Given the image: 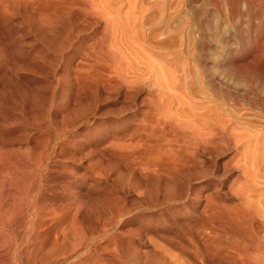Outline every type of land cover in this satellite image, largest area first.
<instances>
[{"label": "rangeland", "instance_id": "374dc122", "mask_svg": "<svg viewBox=\"0 0 264 264\" xmlns=\"http://www.w3.org/2000/svg\"><path fill=\"white\" fill-rule=\"evenodd\" d=\"M116 2L117 6L121 9L119 23L124 27V36L128 41L130 40L129 42L133 47L143 49V53L144 51L146 52L144 53L145 55H143L157 66L159 69L158 76L162 75L154 79L157 82L161 81L160 84L157 83V85L159 84L161 86H159V90L161 91L155 88L157 93H155L154 96L157 95L158 101H161V104L163 100L164 105L159 103L161 109L163 108L162 110L167 115L171 114L169 115L170 117H174L172 125L179 122V125H176L179 129L175 127V130L167 134L168 136L165 134L163 137L167 136L165 138L170 139L176 138L178 142V139L181 140L184 138L182 136L184 135L183 132L189 131L188 127L191 126L194 128L198 126L196 130L200 127L197 133L201 132V134H198L209 137L211 134H208V129L213 130L220 126H225V138L220 136L216 137L215 135V138L210 137V140L214 139V141L211 140L213 142L207 147V151H199L196 153V155H194L196 156V160L193 158L191 162L187 160L189 159L190 161L192 158L185 159L183 162L184 164H182L183 166L180 165L177 169L179 172H175V175L179 173L178 176L173 175V177L169 175L170 173L174 174L173 171H176V168H172V166L170 169L171 171H165V169L170 168L167 166L161 173H158L159 176H155L157 173L149 174L143 170L145 160L143 158L146 155H143V161L140 159L143 163L139 161L140 156L147 153L144 146L136 151V153H139L141 150L140 153L144 152L142 154L139 153L138 155L140 156H135V152L131 151V155L133 156L135 154V157H133L137 158L135 161L134 158L130 157L131 155L128 156V159L126 158L127 155L125 154H127V151H124L125 154L123 155V152L121 151V153L118 148H115L112 144V141L114 142L116 140L113 138H122V136L125 138L128 132L130 133L131 130L135 128L138 121L143 117L142 115L145 114L144 111L150 109L151 105L147 99H152V97L149 94L146 95L148 91L143 90L140 94L138 93V95H136L137 97L135 96L134 98V104H128L129 107L132 106L127 108L129 111L125 109L121 111L123 113H120L119 109L122 106V100L119 101L120 98L116 94H107L102 90L100 91V89L98 91L96 90L97 88L93 86L94 91L96 90L98 93L101 92L99 96H97L98 93L95 92L96 94L94 96V91H92V94L89 92L92 90L90 84L82 85L83 83L76 82L75 78H73L72 82L68 80L66 78L67 73L63 70L66 61L59 65V68H62L59 74V77L62 78L58 85L59 87L54 84L52 85L50 82L51 79L47 78V70L44 69L43 71V68L39 66L26 64L28 61L30 63L31 59L28 60L23 54L22 56L24 57H19L24 63L22 60L20 61L19 57H15V51H22L24 53L25 50H21L15 41L16 38L22 34L17 31L18 34L16 35V30L13 29V31H8L10 33L8 35H10L9 38L12 39L16 45L11 40L9 42L8 38L7 42L13 45L8 51L13 49L12 51L15 55L13 57L15 59L19 58L18 60L13 58L15 62H21L19 63L20 68L18 70V74H20L19 78L21 79L19 83H22L24 80L27 85L26 83H22L17 87L18 82L16 83L17 85L14 83L16 79L14 78V82L12 81L14 77L13 72L9 71L7 67H5L7 71L4 68H2V70L0 69V96L2 97L4 94L7 96L12 94V92L15 93L16 90L17 93L14 95L12 94V96L15 97H13V99L17 97L20 99V97L23 96L20 99L21 103L20 100L18 101L17 99L18 103L15 100L13 101L15 104L12 103V98L9 99V97L7 98L6 96L0 98L3 100L5 99L4 101L2 100V102H7V107H5L4 103L2 106L0 100V107H2L1 109L3 110V112L2 110L0 111V115L3 113V115L0 116L2 118H0V121H2V123L0 122V134L1 132L4 133V130L7 131H5L7 135L5 133V135L1 134L0 146H2L1 144L3 141H8H6L7 147L3 145L4 151L1 150L3 147H0V158L7 160L6 157L9 156L8 159L10 160H14L15 158L19 160L24 157L22 156L25 154L23 151H27L28 148L29 155L36 156V154L43 153L40 155L41 158L39 156L40 160L36 158V161H38V163L36 162L37 164H35L36 166L32 165L35 166L34 169L31 167V164L30 166L28 163L26 165L31 170H29V173L34 172V175L30 173V178H28V175V177H25L22 189L24 190L26 187L25 189L27 190H24L22 195L24 199V201L22 200L23 203H27L28 206H32L34 204L33 201L36 203V198H39L37 196L39 193L38 191L43 192L44 188H46L45 184L48 182V180H46L47 178L51 186L55 183L56 187H58V180H60L61 172L64 170L70 179H68L67 199L65 198L66 201L64 202L66 208L70 214L73 215L76 212L78 203L80 205L83 201L84 203L82 204H85H81L80 206L83 210L84 224H86L88 236L87 247L85 249L86 256L87 254L90 255L93 250H96L98 254L103 253L111 255V253H113L112 257L109 256L110 259L107 257V260L102 264H112L113 262L114 264H153L154 262L160 264L161 261L166 262H161L162 264H169L171 262V264H264V8L259 9L260 7L256 5V3L252 5L251 8H248L244 0H115V3ZM199 25L201 26L199 27ZM113 27L112 30L117 28ZM99 28V31L97 29L95 31L97 35L95 32L94 34H88L87 31V34H85L86 36L84 35V39L87 41L82 39L84 41L83 44H86L85 46L90 44L94 37L97 38L101 35L103 27L100 26ZM117 31L118 30H113V33L116 32L114 37L117 38V35V39H119L121 36ZM113 33L110 32L112 38H108V40H111L108 41V45L111 42L112 44L109 46L112 47H114L115 43H118L116 42L118 40L115 38V40L113 39ZM110 34L109 36H111ZM11 35H13V38H11ZM25 37L29 40L32 38V36L28 34H25ZM112 40L115 42H112ZM70 51L71 50L66 51V55L69 57L72 54V51L71 53ZM8 55H10L9 52ZM68 56H66L65 59H67ZM75 61L76 59H73L71 63L73 67L77 62ZM159 64L162 65L160 66ZM5 74L6 76H4ZM4 77L7 79L3 82ZM8 81L13 83V85H11L12 87L9 86L11 82L9 83ZM4 83L5 85H3ZM3 86L7 89H3ZM77 86H79V88ZM71 87L77 88L79 91L75 92ZM68 88L69 91L67 90ZM12 89H15V91ZM71 90L77 94L73 95L74 92ZM2 91L5 93H2ZM27 95H30L31 98ZM102 95L104 98H101ZM70 96L73 101L70 99ZM143 97H145L144 100H147V103L144 102L142 99ZM157 97L155 99L156 101ZM32 98L33 100H31ZM37 99L40 100L38 101ZM77 99L80 100V104ZM30 100L34 103L37 101L35 107L33 102L31 104ZM75 100L78 102H75ZM70 101V108H68V102ZM16 103L17 105L19 104L18 106L21 105L20 108L17 106L18 110L16 108ZM75 103L79 105L75 106ZM31 106L34 107V109H31ZM78 106H83L80 107V109H83L79 110ZM140 109L142 111H140ZM31 110H33L32 114L36 116L39 114V117L37 116V118L33 119V117L36 116H33L31 112H29ZM4 111H6V115ZM69 111L72 112L70 113ZM173 112L174 114L177 112V115L175 114V116ZM46 114L48 115L45 116ZM70 114L73 115V118H76L77 115V118H74L75 120H73V122V118H71L72 116L70 117ZM16 115H19L21 119ZM7 116L10 117V119H6L8 118ZM172 117L170 118L171 121ZM17 118L18 121H16L17 124H15ZM68 118L71 120L70 123ZM135 120H137L136 124ZM4 121L9 124H6ZM174 121L177 123H174ZM40 122H46L44 125H47L44 126ZM38 123L40 124L38 125ZM126 124H128V126ZM192 124H195L196 127ZM10 125H12V127H10ZM42 125L45 128H39ZM27 126H31L32 129H29L30 127L28 128ZM130 126L131 128L134 126V128L131 129ZM58 127H60V129ZM52 128L57 131L53 132ZM58 129L61 130V133H64L61 135ZM118 130H120L119 133ZM48 131L50 132L48 133L49 136L48 134L45 135ZM22 132L26 135L32 134L27 135V138ZM204 132L206 135H204ZM112 133L114 135L117 133V136L115 135V137H113ZM172 133L174 137H172ZM19 134L20 136H18ZM3 135L6 136L4 138L7 139H4ZM180 135L183 138H180ZM49 137H51L52 140L54 139L53 143L51 139H47ZM8 138L10 139L8 140ZM14 138L17 139V143H13L15 141ZM19 138L20 142L18 141ZM45 138L49 142H47ZM10 140L12 143L9 142ZM35 140L37 141L36 144H34V142H36ZM110 143L111 146L113 145L112 147H110ZM3 144H5V142ZM62 144L65 145L66 148ZM59 146L60 148L62 146V153H60ZM67 146L69 148H67ZM9 147L10 149H12V147H17L16 149L20 151L18 152L16 149L9 150ZM19 147H23V151L19 149ZM32 147L36 148V152L40 150V153L39 151L37 153L35 151L33 152L32 149L34 148ZM106 148L109 149L108 152ZM15 150L18 152V155L20 153V157ZM116 150H118V152ZM21 151L23 154H21ZM46 151H48V153ZM56 151L62 155L60 156L57 153L54 155ZM3 152L5 155H3ZM28 153H26L25 156H27ZM106 153L109 155L107 156ZM129 153L130 152H128V154ZM103 154H105V156ZM13 155L15 157H12ZM56 155L58 157L60 156V159L58 157L56 158ZM117 155L119 156L117 157ZM121 155H123V157L125 156L126 160L122 158ZM10 156L12 158H10ZM118 158L119 160H117ZM98 159L101 163L97 162ZM122 159L125 161L121 162L123 161ZM42 160H44V163ZM185 161L187 163H185ZM115 162L117 163L116 165L114 164ZM55 164L57 166H55ZM111 164H113V167H109ZM140 164L143 166L141 165L140 167ZM38 165L40 166L38 167ZM107 166L112 168V170H108ZM47 167L50 169V172ZM52 167L54 168L52 169ZM56 167L61 170L58 171ZM104 168L106 169L103 170ZM51 170L54 172H51ZM46 172L49 173L47 174ZM163 172H166L164 173L165 175L162 174ZM88 173L92 174V176L97 175L95 177L93 176L94 180H92V176ZM145 173L148 174V179H143L146 177L141 176L145 175ZM50 174L55 175L52 178L58 180L52 179V175ZM85 174L91 176L90 179L92 182L88 177H86L87 179L85 178ZM99 174H101V177H106L104 174H107L108 177L106 179L100 178ZM166 175L171 178L173 177L174 180ZM151 176L156 177V179L159 177V180L155 181L154 177ZM96 177L98 181L95 180ZM31 178L32 182L30 181ZM165 178L166 180L170 179L169 181H175L176 178V181L174 183H165ZM37 179H39L38 182ZM85 180L87 181L85 182ZM113 180L114 182H112ZM138 182H140L139 185H136ZM157 182H160V184ZM33 183L35 186H33ZM91 183L94 184L91 185ZM31 186H33V188H30ZM94 186L97 187L95 188ZM104 186L108 188L109 191L111 190L110 192L113 195L115 193V195L113 196L111 193H108ZM110 187H112V189ZM31 189L33 190L31 191ZM96 189L99 191L101 189L102 192H99L100 195H104L105 192H107V197L110 195L112 198L115 197L114 199H116V201L113 199L115 204H113L112 200L110 201L111 203L108 202L111 196L108 197V199L106 194L104 195V200L101 199L103 196L99 197L98 191H96L97 194L95 192V196L98 197L96 200V197L92 194ZM155 189L156 191H154ZM87 191L91 193L89 194ZM84 193H88L89 195L92 194V196L88 197L89 195L87 194L86 196L88 198H86ZM117 196L119 198H117ZM90 198L92 200H90ZM74 201L76 202L74 203ZM109 203L115 206L113 208L112 206L109 207ZM90 204H92V206ZM120 204L121 206H119ZM68 206H70V208ZM73 206L74 208L71 209ZM105 206L109 208L108 210H110V212ZM90 207L92 209H90ZM99 208L101 210H99ZM104 208H106V211L103 212L102 210H104ZM71 210L74 211L72 212ZM90 211L92 215L89 213ZM93 212L97 213L96 217L99 221L96 219ZM100 215L101 217L99 218ZM89 217L93 219L90 220ZM86 218L90 223L93 221L94 223L92 224L95 227L92 224H88L89 222H87ZM105 218L110 221L103 220ZM101 220L105 221H102L104 226H102ZM20 230L22 231V228H20ZM94 231L96 234H94ZM23 236L24 231L21 232L20 237ZM114 236L117 237V239L120 236L118 241ZM99 237L100 239H98ZM110 237H114L115 240H109ZM110 242L111 248L108 246ZM99 243H101L100 246ZM112 243L114 246H112ZM118 243H120V245ZM119 246L120 251L118 249ZM121 251L124 253L123 256L119 254V252L122 254ZM116 252H118L119 258H115L117 256ZM169 257L171 258L169 259ZM122 258L124 261L121 260ZM111 259H116V262Z\"/></svg>", "mask_w": 264, "mask_h": 264}, {"label": "bare ground", "instance_id": "6f19581e", "mask_svg": "<svg viewBox=\"0 0 264 264\" xmlns=\"http://www.w3.org/2000/svg\"><path fill=\"white\" fill-rule=\"evenodd\" d=\"M244 1H245V5L248 8H251V6L254 5L255 3H256V5H258L260 7V8L258 7L259 9H263L264 8V0H244ZM120 16H121V9L117 6V2L115 3V0H0V69L2 70V68H4L7 71V68H8L9 71L13 72L14 77H13V80L12 81L14 82V78L16 79V81L14 83L16 84L18 82V85L16 84L17 87L19 86V84L26 83L24 80H23L24 82L22 81V83H19L21 81V79L19 78V75L20 74H18V70L20 68L19 63H21V62L18 63V62H15L13 60V58H14L13 56H15L14 53H16V56L15 57H19V56L24 57V56H22V54H23V55H25L28 58V60L31 59V62L29 63V61H28L26 64H29V65H32V66L33 65L39 66V67L43 68V71H44V69L47 70L48 71V77L47 78L51 79V81L49 80L51 82V84L52 85L54 84L55 86H58L59 83L62 80V78L59 77L60 76L59 75L60 74V70L62 69V68H59V65L62 62L64 63L66 61L64 63L65 64V67H64L63 70L66 71V73H67L66 74V76H67L66 78L68 80H70L72 82L73 78H75L76 82H81V83H83L82 85H84V84L85 85L90 84V86L92 87V90H90L89 92H91V94H92V91H94L93 86H95L97 88L96 90H98V91L100 89V91L102 90V91H104V93L106 92L107 94H113V95L116 94L120 98L119 101L122 100L121 101L122 102V106L119 109L120 110V113H123L121 111H123V110H125V109H127L129 107L128 104H132V105L134 104V98H135L136 95H138V93L140 94L141 91L147 90L149 93L146 91L147 92V93L145 92L146 95L149 94L152 97V99L150 97H149L150 99H147L148 102L151 105L150 106V109L148 111H144L145 114L142 112L144 115H142L143 117L138 121V123H137V120H135L136 121L135 124L137 123L135 125V128H134V126L132 128L130 126L131 129L134 128L133 130H131L130 133L127 131L128 129L126 130L128 132V135L127 136L125 135L126 136L125 138H124V136H122V138H118L117 137L118 139L117 138H113L114 140L115 139L116 140L114 142L112 141V144L115 146V148L117 147L120 152L122 151L123 153L122 152L121 153L123 155L125 154L124 151L125 152L127 151L126 152L127 154H125V155H127V157H126L127 159H128V156L132 154L131 151L135 152V154H136V155L134 154L135 156H140L138 154L142 150L139 151V153H136V151L139 150L140 148H142V146H144L145 147V150L147 151V153H144V152H142L144 154L140 153L142 155L139 158L140 163H143V162H141L142 157H143V155H146L143 158V159H145L144 160V164H143L144 165V169L143 170H145L149 174L150 173L151 174L157 173V175H155V176H159L158 173H161V171H163L165 168H167V166L170 167V168L169 169H165V171L167 170L166 172H169L168 170H170L171 169V166H172V168L173 167L176 168V171H173L174 174L173 173H170V174L168 173V174L173 176V175H175V172H179V171H177V169L180 167V165L184 164L183 162H184L185 159L187 160L188 158H192V159H190V161H189V159L187 160L188 162H191V161H193V158L196 160V158H195L196 156H194V155H196V153H198L199 151L200 152L207 151V147H209V145L212 144V142L214 141V139H211V140H213V141H211L210 140V137H212V138L213 137L215 138V136L216 137L217 136L224 137V133H225L226 127L225 126H222V127L220 126V127L216 128V129H213V130L212 129H210V130L208 129L207 132H208V134H211V135H209V137L207 136L208 137L207 138L206 136L204 137L202 135H199V134H201V132H198L199 134L197 133V130L200 127L196 130V128L198 126L196 127V125L194 124L196 128H194L192 126L191 127H188L187 126L189 128V131H186V132L185 131L184 132L182 131L183 134H184V135H182L184 138L180 135V138L181 137L183 138V139H181L182 141L178 139V142H177L176 141L177 140L176 138H174V139L173 138H171V139L170 138H165V137L168 136L167 135L168 133H171L172 130H175V127H176V125H179L178 124L179 122H178V120H177L178 123L174 121V123H177V124H174L173 123L175 126L172 125V122L174 120L173 119L174 117L171 116L172 117V121H171V119H170L171 117L169 116L171 114L168 113L169 115H167L162 110L163 108L161 109V106H160L161 101L160 102L158 101L157 95H155L157 97V101L155 100L156 97L154 96V94L157 93L156 92L157 88L159 90V86H160L159 84H160L161 81L157 82L154 79L156 77H160L162 75L158 76L159 69L157 68V66L155 64H153L149 58H147L146 56H144L145 55L144 53H146V52L144 51V53H143V49H137V48L133 47L130 44V42H129L130 40L128 41L127 38L124 36V33H123L124 32V27H122V25L119 23V17ZM100 26L103 27L102 28L103 31H102L101 35L99 34L100 36L97 37V38L94 37L92 39V42L90 44H88L87 46H85L86 44H83V42H84L83 40H86V39H84V37L86 36L85 34H87V31H88V34L89 33L94 34V32L96 31V29L99 31V29H100L99 27ZM200 26L201 25H199V27ZM112 27L113 28L117 27L115 29L118 30L117 32L121 36V37H119V39H117L118 38L117 35H116L117 38L114 37L115 36L114 34L116 32L113 33V30L114 31H116V30L115 29L112 30ZM13 29L16 30V32H15L16 35L18 34L17 31L20 34H22V35H19L18 38H16L15 41L17 42V44L19 45V48L21 50H23V51L25 50L24 53L21 50L20 51L22 53L19 52V51L18 52L15 51L13 53V51H12L13 49L12 50L10 49L11 51L10 50L8 51V49L11 48V46L13 47V45H10V43L7 42V39L10 37V35H8V34H10L8 31H13ZM110 32L113 33V39L115 38L116 40H118V41H116L118 43H115L116 45L114 44V47L109 46L110 44H112L111 42L108 45V41L110 40V39L108 40V38H112V35L110 34ZM25 34H28V35L32 36V38L30 40L27 39L25 37ZM95 34H96V32H95ZM109 34L111 36H109ZM13 35H14V33H13ZM13 35H11L12 36L11 38H13ZM90 36H92V35H90ZM10 40L12 41V39L9 38L8 41L10 42ZM114 40H112V42ZM12 42H14V41H12ZM12 42H11V44H12ZM14 44L16 45L15 42H14ZM68 50H71L72 51V54H71L70 57L68 55H66V53H67L66 51H68ZM141 50H142V52H141ZM71 51H70V53H71ZM8 52L10 53V55H8ZM66 56H68L67 59H65ZM19 58H16V59L18 60ZM73 59H76V61H77V62L75 61L76 64H74L75 65L74 67H73V64H71L72 61H73ZM21 60L22 59L20 58V61ZM22 62L24 63L23 60H22ZM5 67H7V68H5ZM43 71H42V73H43ZM29 73H31V72H29ZM160 74H161V72H160ZM4 76H6V74ZM0 77H1V73H0ZM2 78H3V76H2ZM2 78H1V80H2ZM5 79H7V78L4 77L3 82L6 81ZM157 83H159V84L157 85ZM3 85H5V83ZM11 85H13L12 82L10 83L9 86H11ZM26 85H27V83H26ZM73 85H75V84H73ZM82 85H81V87H82ZM3 87H4L3 89H7L5 86H3ZM77 87L79 88V86H77ZM85 87H87V86H85ZM173 87H175V86H173ZM27 88H29V87H27ZM155 88H156V90H155ZM83 89H84V87H83ZM88 89H90V88H88ZM162 89H163V87H162ZM12 90H10V91H12ZM67 90L69 91V88ZM72 90H75V92H78L79 91L77 88L76 89L75 88H72ZM96 90L94 91V96H95L96 93H98V91L96 92ZM13 91H15V89ZM159 91H161V90H159ZM28 92H30V91H28ZM28 92H27V94H28ZM72 92H74V91H72ZM75 92L73 93V95L75 94ZM2 93H5V92L2 91ZM15 93H17V90L15 91ZM15 93L12 92L13 95ZM79 93H81V92H79ZM100 93H98L97 96L101 95ZM12 94H9L7 96H6V94H4V96H6L7 98L9 97V99L12 98V103H13L14 100L17 102V99L19 97H17L16 99H13L14 96H12ZM83 95H84V93H83ZM4 96H2V97L4 98ZM19 96H20V94H19ZM2 97L0 96V98H2ZM22 97H20V99ZM28 97L31 98L30 95ZM101 98H104L103 95H102ZM144 98L145 97H143L142 99L144 100ZM20 99H18V101ZM67 99H69V98H67ZM70 99L72 100L71 96H70ZM0 100H1L2 106H3V103H4L5 104L4 106L7 107V104H6L7 102L6 103L5 102H2L3 99H0ZM31 100H33V98ZM37 100L39 101L40 99H37ZM77 100H79V99H77ZM146 101L144 100L145 103H147ZM32 102L33 101H31V104H32ZM36 102L37 101H35V103L33 102L34 107H35ZM75 102H78V101L75 100ZM84 102H85V100H84ZM17 103H16V108L19 105V104L17 105ZM20 103H21V100H20ZM70 103H71V101L68 102V106H69ZM13 104H15V103H13ZM79 104H80V100H79ZM79 104H77V105H79ZM135 104H136V102H135ZM10 105L12 106L11 103H10ZM50 105H52V104H50ZM77 105L75 103V106H77ZM161 105H164L163 104V100H162V104ZM20 106H18V107L20 108ZM34 107H32L31 109H34ZM80 107H83V106H80ZM80 107H79V110H82L83 108L80 109ZM130 107H132V106H130ZM1 108L2 107H0V111L2 110ZM51 108H52V106H51ZM68 108H70V106ZM73 109H74V107H73ZM73 109H71V110H73ZM84 109H85V107H84ZM17 110H18V108H17ZM27 110H29V109H27ZM178 110H180V109H178ZM140 111H142V110L140 109ZM2 112H3V110H2ZM5 112L6 111H4V114H5ZM29 112H31V114H32L33 113V110H31ZM178 112H180V111H178ZM48 113H50V112H48ZM0 114H1V112H0ZM133 114H136V113H133ZM173 114H174V112H173ZM2 115H3V113H2ZM2 115H0V116H2ZM19 115H20V113H19ZM29 115H30V113H29ZM32 115L34 116L35 114H32ZM38 115L39 114H37V116ZM47 115L48 114H46L45 116H47ZM37 116L36 117H33V119L37 118ZM70 117L73 118V115L70 114ZM133 117H134V115H133ZM18 118H17V120H15V124H17L16 121H18ZM74 118L72 119V122H73V120H75L77 118V115H76V118L75 119ZM6 119H10V117H8ZM20 119H21V117H20ZM68 120H69V123H70L71 122L70 118H68ZM0 122L2 123V121H0ZM4 122H6V121H4ZM41 122H42V120H41ZM22 123L24 124L23 121H22ZM40 123H38V125ZM45 123H41V124L44 125ZM47 123H49V122H47ZM6 124H9V123L6 122ZM25 124H26V122H25ZM12 125H10V127H12ZM43 125L40 126L39 128L44 127L47 124L44 125V126ZM118 125H120V124H118ZM122 125H124V124H122ZM126 125L128 126V124H126ZM190 125H191V123H190ZM6 126H8V125H6ZM27 127L28 128L30 127L29 129H32L31 126H27ZM177 127H176V129H177ZM58 128L60 129V127H58ZM172 128H174V129H172ZM7 129H9V128H7ZM59 129H58V131H60L59 133H61V130H59ZM118 129H119V127H118ZM178 129H179V127H178ZM2 130H4V129H2ZM5 131L6 130H4V133H5ZM56 131H55V129H53V132H56ZM119 131L120 130H118V133H119ZM177 131H175V132L178 133L179 131L178 132ZM4 133L1 132V134H4ZM48 133H50V132L48 131L47 133H45V135L48 134ZM59 133H57V134H59ZM62 133H64V132H62ZM62 133H61V135H62ZM1 134H0V138H1ZM5 134L7 135V133H5ZM23 134H25V133H23ZM30 134H32V133H30ZM30 134H27V135H30ZM165 134L167 136L163 137ZM178 134H176V135H178ZM4 135H3V138L6 137ZM27 135H26V137L28 138ZM115 135L113 134V137H115ZM122 135H123V133H122ZM204 135H206V133ZM18 136H20V134ZM48 136H49V134H48ZM51 137H49L47 139H51L52 140L53 137L52 138ZM172 137H174L173 136V133H172ZM4 139H7V138H4ZM9 139L10 138H8V140ZM11 139H13V138H11ZM17 139L14 138L15 141L13 143H15ZM22 140H23V138H22ZM45 140H46V138H45ZM53 140H52V143H53ZM6 141L7 140L3 141V143L5 142V144L2 143L1 144L2 146H0V147H3V145H4V147H7ZM18 141L20 142V138H19ZM9 142H11V140ZM47 142H49V141H47ZM36 143H37V141L34 142V144H36ZM45 145H43V146H45ZM47 145H48V143H47ZM12 146H14V145H12ZM63 146L65 147V145H63ZM106 146H108V145H106ZM112 146H111V143H110V147H112ZM4 147L2 149L1 148L0 149L2 151H4ZM10 147H9V150H13V149H16L17 148V147L16 148H13L12 147V149H10ZM75 147H76V145H75ZM22 148L19 147V149H21V150H22ZM32 148H34V147H32ZM65 148H63V149H65ZM67 148H69V147L67 146ZM103 148H105V147H103ZM35 149L36 148L32 149V151L34 152ZM61 149H62V146H61V148L59 146L60 153L63 152V150H61ZM106 149H108V148H106ZM1 150H0V153H1ZM16 150H18V149H16ZM118 150H116V151L118 152ZM145 150H143V151H145ZM5 151H6V149H5ZM19 151L20 150H18V152ZM38 151L40 153V150H38ZM103 151H104V149H103ZM108 151H109V149L107 150V152ZM6 152L8 153V151H6ZM18 152H17V155H18ZM23 152L25 154L28 153L29 152V148H28L27 151H23ZM23 152L21 154H23ZM33 152H32V154H33ZM46 152L48 153V151H46ZM128 152H130V153L128 154ZM55 153L59 154V152H57V151L54 152V155H55ZM25 154H23L22 156H24V157L23 158H20L19 160L17 158H15L14 160H10V159H8L9 156L6 157L7 160H4V159L0 158V264H102L103 262H105L107 260V257H109V256L112 257V254L113 253H111V255H109V254H103L102 252H101L102 254H98L96 252V250H93L90 255L87 254V256H86L85 249L87 247L88 236H87V232H86V226H85L86 224H84L83 210H82V208L80 206L84 202L82 201V203L80 205H79V203H78V205L76 204L78 207L76 209V212L73 215H71L70 212L68 211V209L66 208V205H65L64 202L66 201L65 198L68 195L67 187H68V182H69L70 179H69V176L67 175V173L64 172V170L61 172L60 180H58V179L55 178L56 180L59 181V183L57 185L58 187H56L54 181H53L54 184H52V186H51L49 184L50 183L49 182V179L48 178L47 179L45 178L46 180H48L49 183L47 182L45 184L46 185V188H44V191L43 192L38 191L39 193H38L37 196L39 198H36V203H35V201H33L34 204L32 206H28L27 203L26 204L23 203L24 199L22 198V195L24 193V190H27V189H25L26 188L25 187L24 190H23L22 189V186L24 185L25 177L27 175L29 176V174L31 173V172L29 173V170L30 169L26 165H27V163L29 164V166L31 164V167H33V169H34V167L36 166L35 164L38 163V161H36V158H39V156L42 155L43 153L42 154H36V156L29 155V153H28L27 156H25ZM90 154H92V153H90ZM106 154H107V156L109 155L108 153H106ZM3 155H5L4 152H3ZM14 155L12 157H15L16 156V155L15 156ZM19 155H20V153H19ZM103 155L105 156V154H103ZM123 155H121V157L126 160L125 156L123 157ZM118 156L119 155H117V157ZM133 156L131 155L130 157L134 158L135 156L134 157ZM12 157L10 156V158H12ZM57 157L58 156L56 155V158ZM40 158H41V156H40ZM40 158H39V160H40ZM134 159L136 161L137 158H134ZM90 160H92V159H90ZM98 160H97V162L98 163H101L100 162L101 158H100L99 161ZM110 160H111V158H110ZM117 160H119V158ZM125 160H123L121 162H124ZM23 162H25V163H23ZM42 162L44 163V160H42ZM89 163H91V162H89ZM118 163H119V161H118ZM185 163H187V162L185 161ZM108 164H110V163H108ZM114 164L116 165L117 163L115 162ZM32 165H35V166H32ZM40 165H38V167ZM112 165L113 164L109 165V167H113ZM141 165L142 164H140V167H141ZM48 166H50V165H48ZM55 166H57V165L55 164ZM109 167L107 169L108 170L109 169L112 170V168H109ZM53 168L54 167H52V169ZM106 168H104L103 170H105ZM57 169H58V171L61 170V169L59 170V168H57ZM48 170L50 172V169L49 168H48ZM141 170H142V168H141ZM51 172H54V171L51 170ZM166 172H163L162 174L165 175L164 173H166ZM33 173H31V174H33ZM69 173H71V172H69ZM47 174H46V176H47ZM88 174H90V173H88ZM107 174H104L106 177H101V174H99V175H100V178H105L106 179L108 177ZM178 174L175 175V176H178ZM50 175H52V174H50ZM90 175L92 176V174H90ZM147 175L148 174L145 173V175H141V176H143V177L145 176L146 177V178H143L142 177L143 179H148L147 178ZM54 176L55 175H52L51 178L54 177ZM91 176H87L86 175L85 178L88 177L90 179ZM93 176L91 177L92 180H94L93 179ZM166 176H168V175H166ZM30 177L31 176H29L28 178H30ZM151 177H154V176H151ZM173 177L172 178L169 177V178L173 179ZM52 179H54V178H52ZM98 179H99V176H98ZM98 179H97V177L95 178L96 181H98ZM154 179H155V181L156 180L158 181L159 180V177H158V179H156V177H154ZM38 180L39 179H37V182H38ZM90 180H88V181H90ZM92 180H91V182H92ZM165 180H166V178H165ZM165 180H163V181H165ZM169 180H166L165 183L166 182H168V183L169 182L174 183L176 181V178H175V181H173L174 179L172 181H169ZM30 181L32 182V178H31ZM86 181L87 180H85V182ZM155 181H153V182H155ZM112 182H114V180ZM94 183H91V185H93ZM106 183H108V182H106ZM139 183L140 182H138V184H136V185H139ZM28 184H30V183H28ZM37 184H39V183H37ZM158 184H160V182ZM54 185H55V187H54ZM171 185H173V184H171ZM28 186H27V188H28ZM33 186H35L34 183H33ZM33 186H31L30 188H33ZM159 187L161 188L160 185H159ZM110 188L112 189V187H110ZM101 189H100V191H101ZM106 189H107L106 191L108 193H111L110 192L111 190L109 191L108 188H106ZM32 190L33 189H31V191ZM96 191H98V193L100 192L99 190L96 189L94 191V193H92V194H94V196L97 194ZM154 191H156V189ZM95 192H96V194H95ZM104 192H105V190H104ZM107 192H105V194ZM115 192H116V189H115ZM88 193L90 194L91 192L89 191ZM88 193H86V194L84 193L85 194L84 196H86ZM27 194H29V193H27ZM35 194H36V192H35ZM92 194L89 195L88 197H91ZM104 195L103 194L100 195V193H99V197L103 196V198L101 197V199H103V200H104V197H105ZM107 195L108 194H106V197H107ZM111 195H113V194L111 193ZM114 195H115V193H114ZM25 196H26V194H25ZM110 196H108V197H110ZM88 197L86 196V198H88ZM74 198L76 200V197L75 196H74ZM97 198L98 197H96V200H97ZM111 198H112V196H111ZM111 198H110V200L108 202H110L111 200L113 201V199L115 197H113L112 199ZM117 198H119V197L117 196ZM25 200H26V198H25ZM90 200H92V199L90 198ZM114 200L116 201V199H114ZM76 201H74V203ZM115 201H113V204H115ZM30 202H32V201H30ZM88 203H87V205H88ZM113 204L112 205L110 204V206L109 205L108 206L109 207L112 206V208H113L115 206ZM76 205H75V207H76ZM82 205H85V204H82ZM90 205L92 206V204H90ZM70 206H72V205H70ZM70 206H68V207L70 208ZM119 206H121V204ZM105 207L107 208V206H105ZM72 208H74V206L71 207V209ZM100 208H102V207H100ZM100 208H99V210H101ZM106 208H104V210H102V211L103 212L106 211L105 210ZM112 208H111V210H112ZM117 208H118V206H117ZM117 208H115V209H117ZM90 209H92V208L90 207ZM108 209L109 208H107V210ZM119 209H120V207H119ZM119 209H117V210H119ZM93 210H94V208H93ZM71 211L73 212L74 210H71ZM108 211L110 212V210H108ZM112 211H111V213H112ZM121 211H122V209H121ZM109 212H108V214H109ZM89 213H91V215H92V212L91 211ZM97 213H94L93 212V214H95V217L97 216ZM87 216H88V214H87ZM85 217H86V215H85ZM90 217H89L90 220L93 219V218H90ZM100 217H101V215L99 216V218ZM102 218H104V217H102ZM86 219H85V221H86ZM96 219H98V218L96 217ZM103 220L106 221L108 219L105 218ZM103 220H101V223H102ZM98 221H99V219H98ZM105 221H103V222H105ZM109 221L110 220H108V222ZM87 222H89L88 219H87ZM92 223H94V222L92 221ZM92 223L89 222L88 224H92ZM95 223H98V222H95ZM95 225H97V224H95ZM110 225H108V226H110ZM102 226H104V224ZM20 228H22V231H24V236L23 237H20L21 236V232H22L20 230ZM96 229H97V227H96ZM94 230H95V228H94ZM97 233H98V231H97ZM206 233H207V231H206ZM94 234H96V232ZM106 234H108V233H106ZM117 235H120V234H117ZM100 237L98 239H100ZM114 237H110L109 240H112V239L115 240V238L117 239V237H115V238ZM119 238H120V236H119ZM118 239H117V241H118ZM106 240H108V239H106ZM90 241H92V240H90ZM211 241H212V239H211ZM211 241H209V242H211ZM96 242H98V241H96ZM93 243H95V242H93ZM113 243H112V246H114ZM100 244L101 243H99V246H100ZM105 244H108V243H105ZM118 244L120 245V243H118ZM118 244H116V245H118ZM206 244H207V242H206ZM108 246L111 248V242L109 243ZM121 248H123V247H121ZM118 249L120 251V246H119ZM113 250H115V249H113ZM122 251L124 252L123 249H122ZM123 252H122V254L119 252L120 256H123V254H124ZM117 253L118 252H116V254ZM119 254H117V256L115 258H117ZM210 254H211V252H210ZM113 258H114V256H113ZM170 258L171 257H169V259ZM109 259H110V257H109ZM173 259H175V258H173ZM111 260H113V259H111ZM115 260L116 259H114L113 261H115ZM121 260H123V258ZM206 261H207V259H206ZM161 262L164 263L165 261H161ZM161 262H160V264H162ZM171 263H169V264H171ZM112 264H114V262Z\"/></svg>", "mask_w": 264, "mask_h": 264}]
</instances>
